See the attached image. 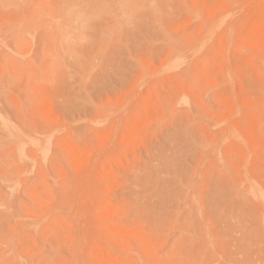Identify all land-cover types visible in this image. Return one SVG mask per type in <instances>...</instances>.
Returning <instances> with one entry per match:
<instances>
[{"label": "rangeland", "instance_id": "1", "mask_svg": "<svg viewBox=\"0 0 264 264\" xmlns=\"http://www.w3.org/2000/svg\"><path fill=\"white\" fill-rule=\"evenodd\" d=\"M0 264H264V0H0Z\"/></svg>", "mask_w": 264, "mask_h": 264}, {"label": "bare ground", "instance_id": "2", "mask_svg": "<svg viewBox=\"0 0 264 264\" xmlns=\"http://www.w3.org/2000/svg\"><path fill=\"white\" fill-rule=\"evenodd\" d=\"M4 123V122H3ZM5 124V123H4ZM21 138H23L22 136H21ZM26 154H24V156H25Z\"/></svg>", "mask_w": 264, "mask_h": 264}]
</instances>
